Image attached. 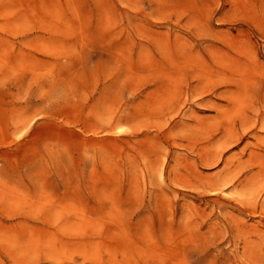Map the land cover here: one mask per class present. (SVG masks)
<instances>
[{
  "label": "rangeland",
  "instance_id": "rangeland-1",
  "mask_svg": "<svg viewBox=\"0 0 264 264\" xmlns=\"http://www.w3.org/2000/svg\"><path fill=\"white\" fill-rule=\"evenodd\" d=\"M0 264H264V0H0Z\"/></svg>",
  "mask_w": 264,
  "mask_h": 264
},
{
  "label": "bare ground",
  "instance_id": "bare-ground-1",
  "mask_svg": "<svg viewBox=\"0 0 264 264\" xmlns=\"http://www.w3.org/2000/svg\"><path fill=\"white\" fill-rule=\"evenodd\" d=\"M219 158H220V155L216 152L212 153L210 157L201 155V159H202L201 162H202V165H212V164H215L217 162V159L219 160Z\"/></svg>",
  "mask_w": 264,
  "mask_h": 264
}]
</instances>
